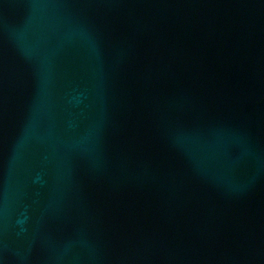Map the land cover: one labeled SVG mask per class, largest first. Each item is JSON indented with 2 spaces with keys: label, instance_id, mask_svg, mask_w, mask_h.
<instances>
[{
  "label": "water",
  "instance_id": "water-1",
  "mask_svg": "<svg viewBox=\"0 0 264 264\" xmlns=\"http://www.w3.org/2000/svg\"><path fill=\"white\" fill-rule=\"evenodd\" d=\"M0 264H264V0H0Z\"/></svg>",
  "mask_w": 264,
  "mask_h": 264
}]
</instances>
